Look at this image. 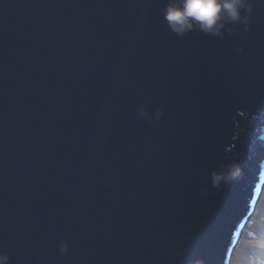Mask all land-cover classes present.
Returning a JSON list of instances; mask_svg holds the SVG:
<instances>
[{"label": "water", "instance_id": "1", "mask_svg": "<svg viewBox=\"0 0 264 264\" xmlns=\"http://www.w3.org/2000/svg\"><path fill=\"white\" fill-rule=\"evenodd\" d=\"M166 2L0 0L10 264H229L264 191V7L221 41L172 33Z\"/></svg>", "mask_w": 264, "mask_h": 264}, {"label": "clouds", "instance_id": "2", "mask_svg": "<svg viewBox=\"0 0 264 264\" xmlns=\"http://www.w3.org/2000/svg\"><path fill=\"white\" fill-rule=\"evenodd\" d=\"M257 7H264V0H255ZM254 15L252 0H167L163 19L168 29L179 37L193 31H198L204 36H212L223 41L225 36L232 37L239 35L238 25H243V30H250L251 18ZM243 52L242 48H237ZM140 116L150 124L160 120L163 115L161 108H156L152 115L141 106ZM241 175V168L238 163L230 162L221 165L219 170L213 169L210 173L211 185L220 189L235 181ZM206 193L204 192V195ZM252 251L247 256L246 264H264V230L251 235ZM61 254H67L69 246L66 241L59 245ZM11 257L0 252V264H10ZM192 264H204L201 259H196Z\"/></svg>", "mask_w": 264, "mask_h": 264}, {"label": "trees", "instance_id": "3", "mask_svg": "<svg viewBox=\"0 0 264 264\" xmlns=\"http://www.w3.org/2000/svg\"><path fill=\"white\" fill-rule=\"evenodd\" d=\"M262 200H264V191H263V194L260 198V201H262ZM260 201H259V203H260ZM259 213H260V211L257 213V215L255 217L256 221L252 222V224L250 226H247L248 228L247 227L245 228L244 231L246 232V230H247V234L246 235L244 234L243 238L239 240L240 242L237 243L236 249H235L236 253L235 254L233 253V256H232L233 258L230 261V264H236L235 261L243 262L244 264H246V260H241V257L243 255L247 257L252 251L251 235L253 233H257L261 230H264V212H263V215L261 218H259V216H258ZM249 229H250V231H248Z\"/></svg>", "mask_w": 264, "mask_h": 264}, {"label": "rangeland", "instance_id": "4", "mask_svg": "<svg viewBox=\"0 0 264 264\" xmlns=\"http://www.w3.org/2000/svg\"><path fill=\"white\" fill-rule=\"evenodd\" d=\"M262 194H263V192H262ZM260 201V200H259ZM259 203V202H258ZM260 211V213L258 214V216H259V218H261L262 217V215H263V212H264V200H262V201H260V203L259 204H257V206L255 207V209H254V211H253V213H252V215H251V217L249 218V220H248V222L246 223V225H245V228L247 227V226H250L251 224H252V222H255L256 221V215H257V213ZM245 228L242 230V234H241V236H240V239H242L243 238V235L245 234H247V230H246V232L244 231L245 230ZM248 228V227H247ZM248 231H250V229L248 230ZM250 237V236H249ZM239 239V240H240ZM240 242V241H239ZM235 249H236V245H235V247H234V249H233V251H232V253H231V257H230V260H229V264H230V261L232 260V256H233V253L235 254L236 253V251H235ZM246 252V251H245ZM247 253V252H246ZM247 259V257L246 256H242L241 257V260H246ZM236 262V264H244L243 262H237V261H235Z\"/></svg>", "mask_w": 264, "mask_h": 264}, {"label": "bare ground", "instance_id": "5", "mask_svg": "<svg viewBox=\"0 0 264 264\" xmlns=\"http://www.w3.org/2000/svg\"><path fill=\"white\" fill-rule=\"evenodd\" d=\"M238 242H239V241H238ZM238 242H237V243H238ZM236 245H237V244H236Z\"/></svg>", "mask_w": 264, "mask_h": 264}]
</instances>
